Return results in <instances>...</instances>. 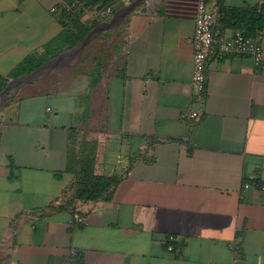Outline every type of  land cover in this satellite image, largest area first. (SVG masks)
I'll list each match as a JSON object with an SVG mask.
<instances>
[{"label": "crops", "instance_id": "crops-1", "mask_svg": "<svg viewBox=\"0 0 264 264\" xmlns=\"http://www.w3.org/2000/svg\"><path fill=\"white\" fill-rule=\"evenodd\" d=\"M57 1L0 0V76L49 64L0 91V264H67L70 248L80 264H264V69L215 43L202 113L187 121L198 0H113L103 20L85 10L79 52L82 40H61ZM258 1L206 4L229 38L234 12ZM109 38L105 58L95 48ZM69 128L96 141L95 174L119 176L109 198L67 205Z\"/></svg>", "mask_w": 264, "mask_h": 264}, {"label": "trees", "instance_id": "trees-1", "mask_svg": "<svg viewBox=\"0 0 264 264\" xmlns=\"http://www.w3.org/2000/svg\"><path fill=\"white\" fill-rule=\"evenodd\" d=\"M68 2L73 0H66ZM80 7L72 12L59 13V22L62 27L61 40L68 41L69 46L75 45L84 39L89 31V27L82 21L85 10L94 7L101 9L109 6L113 0H77ZM257 11V12H256ZM236 19V30L242 31L245 35L254 36L264 27V11L243 10L234 12ZM29 60L22 62L11 76H18L29 69ZM8 79L0 76V91L6 86ZM96 141L87 138L85 133H81L79 128H69L67 139V164L65 170L74 174V181L69 189L72 195L67 200V205L72 206L75 201H96L100 198H109L114 187L119 181V176H101L94 172L96 161ZM258 187L262 184L255 183ZM166 235L162 240L172 243Z\"/></svg>", "mask_w": 264, "mask_h": 264}, {"label": "built area", "instance_id": "built-area-1", "mask_svg": "<svg viewBox=\"0 0 264 264\" xmlns=\"http://www.w3.org/2000/svg\"><path fill=\"white\" fill-rule=\"evenodd\" d=\"M121 5H128L133 0H114ZM264 0L257 2V10L262 12ZM80 7L77 0L66 1L58 0L57 3L51 7L50 11L53 14L61 12H72L75 8ZM93 14L97 19L103 20L108 18L112 12V6H106L98 9L93 8ZM261 36L259 33L254 36L245 35L240 30H235L229 38L220 35L219 31L214 27V18L209 9L207 8L206 0H198L196 12L194 16V33L192 38V71L190 78L191 86V102L197 106L183 115L187 121L196 120L202 113L206 97V81H207V60L209 55L213 52V45L217 43L218 57L226 55H246L251 58L253 67L257 71L264 69V61L262 48L260 44ZM251 184H244V188H248ZM260 189L264 191V186ZM83 218L78 214H74L70 220V225L81 224ZM168 240L172 243L166 245L168 251L175 249L174 236L169 235ZM231 248L233 253L236 254L235 243L232 242ZM81 255L75 248H70L67 254V264H80ZM232 264H244L242 258L235 257Z\"/></svg>", "mask_w": 264, "mask_h": 264}, {"label": "water", "instance_id": "water-1", "mask_svg": "<svg viewBox=\"0 0 264 264\" xmlns=\"http://www.w3.org/2000/svg\"><path fill=\"white\" fill-rule=\"evenodd\" d=\"M89 36H87L84 40H82L80 43H78L74 48L73 51L74 52H79L81 50V48L85 45V43L88 41ZM49 67V64H45L43 66H41L40 68H38V70H35L34 72L25 74V75H21L17 78H15L14 80H11L10 82H8V84L5 86V88L2 90L3 94L6 93L11 87H16L18 84L22 83V82H28L31 80L32 76H34L35 73H37L39 70H46Z\"/></svg>", "mask_w": 264, "mask_h": 264}, {"label": "rangeland", "instance_id": "rangeland-1", "mask_svg": "<svg viewBox=\"0 0 264 264\" xmlns=\"http://www.w3.org/2000/svg\"><path fill=\"white\" fill-rule=\"evenodd\" d=\"M112 38H109V39H107V40H105V41H99V43L98 44H103L104 43V46H107L108 45V47H103V49H101L100 50V48L99 47H96L95 48V51L97 52V53H99V52H102V54H101V56H105V58H107L108 57V55H106L107 53L108 54H110L111 55V53L109 52V50H110V44L111 43H109V40H111ZM108 51V52H107ZM100 54V53H99ZM98 57H100V55L98 56ZM101 58V57H100ZM109 58V57H108ZM108 66V67H107ZM106 67V69H104L105 70V73L106 72H108V71H110V70H112L111 69V67H112V65H111V60H109L108 61V65H107ZM45 82H50V80H45ZM46 85L48 84V83H45ZM10 95H12V92H10L9 93ZM10 97V96H9ZM8 100V99H7ZM97 131L98 130H100V129H98V128H95ZM91 133V132H90ZM90 133L88 132V134L90 135ZM93 134H92V137H97V138H101V139H104V136L102 135V134H100L99 132H92ZM95 133V134H94ZM91 136V135H90Z\"/></svg>", "mask_w": 264, "mask_h": 264}]
</instances>
